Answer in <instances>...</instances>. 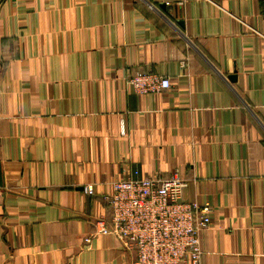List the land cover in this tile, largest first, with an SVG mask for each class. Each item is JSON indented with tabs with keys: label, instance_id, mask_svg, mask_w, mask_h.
I'll return each mask as SVG.
<instances>
[{
	"label": "crops",
	"instance_id": "0c3cea01",
	"mask_svg": "<svg viewBox=\"0 0 264 264\" xmlns=\"http://www.w3.org/2000/svg\"><path fill=\"white\" fill-rule=\"evenodd\" d=\"M129 171L213 206L203 264H264V0H0V264H134L96 234Z\"/></svg>",
	"mask_w": 264,
	"mask_h": 264
},
{
	"label": "built area",
	"instance_id": "2783aa9c",
	"mask_svg": "<svg viewBox=\"0 0 264 264\" xmlns=\"http://www.w3.org/2000/svg\"><path fill=\"white\" fill-rule=\"evenodd\" d=\"M138 95L158 94L172 87L171 79L150 70L127 80ZM120 134L126 135L124 124ZM188 180L176 171L169 177L140 176L139 171L112 183L105 197L112 210L110 221L97 219V236H111L135 253L134 264H203L201 233L212 225L213 206L185 198ZM94 195L93 185L84 187ZM89 239H86L88 242Z\"/></svg>",
	"mask_w": 264,
	"mask_h": 264
},
{
	"label": "water",
	"instance_id": "95a60500",
	"mask_svg": "<svg viewBox=\"0 0 264 264\" xmlns=\"http://www.w3.org/2000/svg\"><path fill=\"white\" fill-rule=\"evenodd\" d=\"M235 78L234 77H230V80H234Z\"/></svg>",
	"mask_w": 264,
	"mask_h": 264
}]
</instances>
